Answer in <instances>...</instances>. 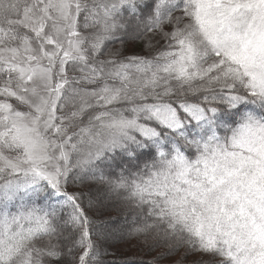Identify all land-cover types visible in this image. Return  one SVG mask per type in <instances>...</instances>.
Listing matches in <instances>:
<instances>
[{"label":"snow or ice","instance_id":"obj_1","mask_svg":"<svg viewBox=\"0 0 264 264\" xmlns=\"http://www.w3.org/2000/svg\"><path fill=\"white\" fill-rule=\"evenodd\" d=\"M0 264H264V0H0Z\"/></svg>","mask_w":264,"mask_h":264},{"label":"trees","instance_id":"obj_2","mask_svg":"<svg viewBox=\"0 0 264 264\" xmlns=\"http://www.w3.org/2000/svg\"><path fill=\"white\" fill-rule=\"evenodd\" d=\"M121 250H125L126 251V248H124L123 246L121 247Z\"/></svg>","mask_w":264,"mask_h":264}]
</instances>
